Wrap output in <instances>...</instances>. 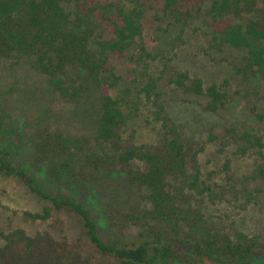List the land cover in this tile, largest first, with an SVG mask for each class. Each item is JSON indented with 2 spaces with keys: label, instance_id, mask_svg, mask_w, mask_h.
<instances>
[{
  "label": "trees",
  "instance_id": "1",
  "mask_svg": "<svg viewBox=\"0 0 264 264\" xmlns=\"http://www.w3.org/2000/svg\"><path fill=\"white\" fill-rule=\"evenodd\" d=\"M129 3L0 0V57L24 56L47 77L62 100L85 107L92 126V134L82 136L52 127L28 132L14 114L0 108V171L20 179L49 202L42 213L29 214L32 219L46 220L53 209L61 208L79 214L90 243L102 258H83L49 231L31 235L18 228L3 235L0 264H107L104 259L113 264H254L264 243L262 235L200 232L202 213L193 200L211 189L201 186L198 171H189V149L181 128L166 112V103L178 92L207 97L206 109L216 112L226 106L227 92L216 84L205 88L201 78L167 63L158 76L147 71L140 82L125 80L111 66L109 54L125 55L141 45L150 8L158 9L172 23L204 14L209 20L204 38L208 49L216 54L242 52L232 63L235 73L246 81L264 82V0ZM139 47L143 60L163 62L160 51ZM95 98L98 101L93 104ZM146 102L152 103L161 121L160 142L150 147L127 144L125 128ZM239 138L244 141V153L259 148L262 158L248 179L264 180V135L244 131ZM25 152H29L27 160ZM112 173L122 174L137 188L140 199L126 209L104 207L114 231L105 238L84 197L89 193L87 185L92 187ZM129 226L140 228L139 242L123 239Z\"/></svg>",
  "mask_w": 264,
  "mask_h": 264
},
{
  "label": "rangeland",
  "instance_id": "2",
  "mask_svg": "<svg viewBox=\"0 0 264 264\" xmlns=\"http://www.w3.org/2000/svg\"><path fill=\"white\" fill-rule=\"evenodd\" d=\"M103 1H122L130 6L131 0ZM147 14L141 45L152 53L160 51L163 62L154 64L143 60L144 52L138 45L125 55L110 53L111 66L125 80L140 82L147 77V71L160 75L167 63L194 78H201L205 88L216 84L227 92L226 106L212 112L205 107L207 97L171 91L175 96L166 103V112L181 128L189 149V171H198L201 186L211 189L193 200L202 213L200 232L211 230L234 236L241 231L264 238V180L248 179L262 158L257 151L259 148L244 153V141L239 138L244 131L264 135V82L246 81L235 73L232 63L242 52L228 50L216 54L208 49L204 38L209 20L204 14L182 23H172L156 8H150ZM97 101L95 98L93 104ZM93 104L89 106L91 113ZM0 108L14 114L20 127L28 132L52 127L65 134H92L90 115L85 107L62 100L51 89L47 77L35 71L24 56L0 57ZM125 129L127 144L149 147L159 144L162 125L152 103L143 104ZM28 153H24V160L28 159ZM90 186H86L89 193L84 198L106 238L114 231L105 218L104 207L120 205L126 209L140 196L122 174L106 175ZM47 205L49 202L36 196L20 179L0 171V244L3 235L14 229H24L31 235L49 231L56 239L68 242L83 258L102 260L88 239L83 218L71 208L53 209L50 217L43 221L28 216L42 213ZM140 233L139 227L129 226L123 239L139 242ZM254 264H264V243L255 255Z\"/></svg>",
  "mask_w": 264,
  "mask_h": 264
}]
</instances>
